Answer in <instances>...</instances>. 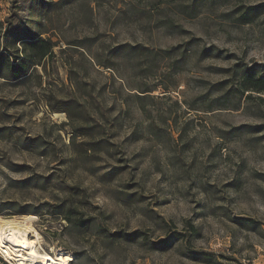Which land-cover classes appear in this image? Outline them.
<instances>
[{
  "label": "rangeland",
  "instance_id": "obj_1",
  "mask_svg": "<svg viewBox=\"0 0 264 264\" xmlns=\"http://www.w3.org/2000/svg\"><path fill=\"white\" fill-rule=\"evenodd\" d=\"M35 36L0 77V217L70 264H264V0H0L1 52Z\"/></svg>",
  "mask_w": 264,
  "mask_h": 264
},
{
  "label": "trees",
  "instance_id": "obj_2",
  "mask_svg": "<svg viewBox=\"0 0 264 264\" xmlns=\"http://www.w3.org/2000/svg\"><path fill=\"white\" fill-rule=\"evenodd\" d=\"M23 45V55L13 56L12 54L2 53L0 50V77L5 81L22 82L30 78V73L36 67H42L53 54L55 45L40 36H35L27 39L18 40ZM136 50V49H135ZM254 69L242 67L241 73L243 79L250 82L246 87L251 89L252 92L258 94L264 93V79L254 78ZM68 201L60 205L59 215L65 220L69 228L77 233H92L96 227V221L93 218H86L83 212L74 205H69ZM97 232L102 233L101 228H97ZM192 231L195 228L192 226ZM117 237V236H114ZM122 237V236H120ZM125 239L131 241L141 238L140 232L131 235H126Z\"/></svg>",
  "mask_w": 264,
  "mask_h": 264
},
{
  "label": "bare ground",
  "instance_id": "obj_3",
  "mask_svg": "<svg viewBox=\"0 0 264 264\" xmlns=\"http://www.w3.org/2000/svg\"><path fill=\"white\" fill-rule=\"evenodd\" d=\"M30 222V217H0V252L14 260L13 264H70V255L57 254L53 257L36 247L38 241L32 239H38V232Z\"/></svg>",
  "mask_w": 264,
  "mask_h": 264
}]
</instances>
